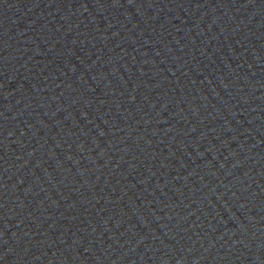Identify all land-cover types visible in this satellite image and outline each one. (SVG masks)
<instances>
[{"label":"water","instance_id":"water-1","mask_svg":"<svg viewBox=\"0 0 264 264\" xmlns=\"http://www.w3.org/2000/svg\"><path fill=\"white\" fill-rule=\"evenodd\" d=\"M0 264H264V0H0Z\"/></svg>","mask_w":264,"mask_h":264}]
</instances>
